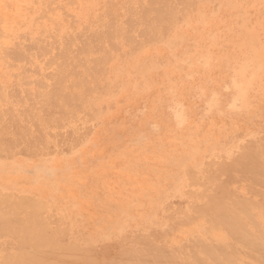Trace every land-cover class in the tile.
<instances>
[{"label": "rangeland", "instance_id": "obj_1", "mask_svg": "<svg viewBox=\"0 0 264 264\" xmlns=\"http://www.w3.org/2000/svg\"><path fill=\"white\" fill-rule=\"evenodd\" d=\"M3 1L5 3L0 2V14L2 13L0 15V19H2L0 22V48H2L0 49V111L3 109V112L6 113L9 107L11 112L9 114H12V117L13 115L18 117L19 120L24 119H20L18 116V112H22L23 109H25L23 111H26V109L33 110L31 114L44 116L49 114L50 117L54 115L53 119L57 121L56 123L59 129L55 127L56 124L52 122L51 118H48L47 121L49 122V126L53 125L54 128L51 127V129L47 126L48 123L46 124L47 128L39 127V123L33 119L30 120L31 124H29L30 122L28 123L29 119H27L26 124L28 123V125L24 121L22 123V121L18 120V128L24 130L20 129L22 132H26V130L28 132L30 130V133L32 131L31 127L34 128V131L30 135H27L28 140H31L30 137L32 139L34 138V140L27 141L26 138L19 140L14 145H1L3 148L5 147L4 149H8L4 150L0 147V151L3 150L6 152L1 151L0 153V194L4 192L6 193L4 195L10 194L9 196L15 195V197L24 196L25 198L33 200L44 211L45 214L40 211L43 213L41 217L44 220L50 216L49 214L54 212L48 219L50 221L48 227L51 230L55 226L61 229L65 227L64 230H68H65L67 233H65V241L77 240L80 246L86 247L90 251L92 250L91 253L96 260L98 258L99 260L109 257L113 258L110 255H114L115 257L121 250L126 249V246L129 248L128 242L123 243V239L128 238L130 240L133 237H142L145 242L147 240L151 244L148 242L147 246L151 247H147L143 242L145 245V247L144 245L142 246L144 250L152 248L154 245V248L156 246L161 247L159 249L163 252L174 250L172 252H177L176 254L178 256L181 257L182 255L184 258L190 254L189 250H192L191 253L193 254L196 248L192 243L195 244L197 241L196 246L201 242L202 246H208L213 250L217 248V252L220 251V254L222 249L226 253L230 251L232 258L235 256L233 258V264H260L261 261L264 264V254L260 255V253L254 252L253 249L250 250V248L241 247L239 243H237L238 245L235 244L234 239L232 240L229 237V234L224 228L222 230V227L220 228L214 224L211 225L212 223L209 217L197 212L196 206L198 208L202 207V202L194 194L200 191L196 186H193L194 184H192V187L190 186L191 181L202 185L206 184L203 176L206 179L208 168L213 166L208 164L211 162L210 160H212V163L218 164L222 158L223 163H228L231 161V158L240 156L245 146H248L245 148L246 150L249 148L250 151L257 152L259 161L264 164V138L262 137L264 136V118H261L264 117V0H171V4L174 3L175 6L171 5L173 10L171 9L168 23L166 24L165 22L160 27L155 26L149 29L148 32H144V25L138 21L137 14L135 15V11L137 13L141 10L137 9L136 6L138 5V8L140 6L142 8L147 0H106L107 3L105 5V0H72V2L71 0ZM33 1H35V5ZM68 1L69 3L66 5ZM117 1L118 3H116ZM7 3L9 4V13L6 11L7 7L4 8L5 6H3ZM123 3H127L128 5H123ZM113 4L114 6H112ZM129 5L134 10V12H131L128 9L129 12L133 13L131 15L126 10L128 7L130 8ZM180 5L182 8H180ZM2 6L4 9H2ZM9 6L13 9L11 10ZM120 6L124 9H120ZM186 8L187 11H185ZM59 9H62L61 12ZM179 10L180 12H178ZM3 11H6L5 14ZM42 11L45 12L42 13ZM210 11L212 15H210ZM7 13L11 17L10 21ZM38 13L40 16L37 15ZM41 15H43L42 19L39 18ZM97 15H100V18ZM127 15H130V17L128 18ZM125 16L127 17L126 20H130V18L131 20L126 21ZM12 17H14V22L12 21ZM36 18L37 20H35ZM107 18H110L108 20L112 26L107 25ZM113 21H115L114 25H119L121 22L122 26L119 25V27L122 30L118 26H114L112 24L114 23ZM116 21L119 22L117 23ZM169 22H172V24ZM69 23L71 24L70 26H68ZM97 26L100 27L97 29ZM84 28L86 29L85 31L80 30ZM105 29L106 33L109 29L111 38L103 41L107 42L105 44L101 42L98 44L93 43L94 48L88 60L92 61L96 59L99 61L100 57L106 58V54H108L106 58L107 63L104 62L106 59L102 60L101 58L100 63L102 62L105 65L102 63L100 66L98 65L99 63L97 65L92 64L96 67V70L98 67V71L92 69L93 66L91 65V67H88L92 69V72L90 70L88 71L90 73L88 76L92 78L85 77L81 88L82 90L75 91L76 93L72 92L76 94L74 97L77 98L83 91V95L81 93L79 96L82 98L78 97L81 101L77 98V101L70 102L65 110L48 109L43 112L44 102L41 103L42 101H39L41 100L40 95L53 88L55 83L54 77L57 75L58 66L61 68L70 65L66 60L59 59V50H61L62 45H65L70 38H77L75 40L76 42L74 41V46L71 48V53L73 56L78 55L82 44L88 40L90 31L101 30L102 32H100L103 33ZM112 32L115 33L112 34ZM136 32H142L144 35L143 40L141 39L143 36L138 37ZM138 34L141 36L140 33ZM151 34L155 36L153 37ZM19 35L23 37V40ZM82 35L85 36L82 37ZM126 36L129 39L132 38L133 42L137 43V45L127 43ZM24 37H26L25 41L28 42L24 41ZM116 37L118 38L116 39ZM33 38H39V41L43 40L40 44L35 39L41 47L45 44L44 48L33 49L32 44L35 42ZM120 38L126 41L124 42ZM60 39L64 44L60 43ZM119 39L121 43L118 42ZM56 40L59 46L53 43L54 46H57V50H52L54 46L50 43L53 41L56 42ZM45 42L49 44V47L46 46ZM251 42L253 43L251 44ZM123 43L125 47L122 45ZM16 44L20 45L16 46ZM110 45L111 47L114 45L112 49H110ZM23 46L39 53L37 54L35 52L36 54H34V51L27 52L29 50L24 48L29 55L30 53L32 54L30 57H26L28 54H24ZM98 47L103 49V54L98 53ZM4 48L9 50H4ZM18 48L20 49L18 50ZM49 48L51 49L49 50ZM260 48L263 52L260 51ZM1 50L3 51L1 52ZM10 50L14 53L15 51L16 53L19 51L20 56L24 54V57H22L24 62L21 63L18 57H12V53H9L8 57H6L5 52H11ZM75 50L77 51L75 52ZM95 50L97 51L95 52ZM3 53L5 54L2 55ZM25 57L27 58V63L24 65ZM251 57L253 60L250 59ZM254 58L257 61H254ZM39 60H42L43 63L49 61V68L46 69L48 65L45 66L43 64L45 67L42 69L43 66L40 65L42 62L40 63ZM17 61L19 64L16 63ZM56 63L59 64L57 67L54 66ZM64 63L67 64L64 66ZM9 64H12V69L10 67L7 68V66H10ZM250 64L253 65L248 66ZM71 65L72 71L75 67L77 68L74 70L76 74L77 72L78 74L80 72L81 74L83 73V68H78L79 66L77 64L72 63ZM146 65H149V67H146ZM258 65L259 67H257ZM19 66L20 68L23 67L22 70L19 69ZM33 67L34 70H32ZM69 67L66 68L67 71ZM88 68L86 69L88 70ZM154 68H157V70L155 69V71ZM23 69L32 70L31 73L33 75L27 73V71V74L24 73L25 71ZM52 70H54V74ZM147 70L149 71L148 73L146 72ZM142 71L147 74L142 73ZM49 72L53 74V78L50 77L51 75L46 77ZM44 73L47 74L45 75ZM35 74L38 75L36 76ZM20 77H23L24 83L33 81L32 85H30L31 83L26 84V87L21 86L22 84L19 85L22 82ZM48 78L53 80L50 81ZM88 78L90 79L89 81ZM69 81L70 79H67L65 85ZM35 82H38V84H35ZM10 85H13L15 89ZM33 85H39L40 92ZM11 90L16 91L11 92ZM65 93H67V90ZM6 95L9 96L5 97ZM34 98H36L35 100L39 99L37 103H34ZM1 101L4 102V105ZM29 103L30 105L32 103L31 107ZM40 103L43 104V107L41 106L43 110L40 108L39 111L38 107H40ZM75 104H77V108H74ZM68 108L69 110H67ZM69 112L73 114L72 117L68 115ZM64 114H67L65 116L68 118H65ZM85 114L87 116L89 115L90 118L88 117L89 119H87ZM44 116L41 117L45 118ZM62 116L66 119H63L65 122H62ZM69 116L71 117L70 119H73L72 121L69 119ZM24 120L26 121V118ZM3 121L7 122V119L4 117ZM8 123H11V125L9 126ZM5 126L12 127V122H7ZM61 126L63 129L61 128L60 130ZM36 130H39V135L40 137L42 136L40 139L39 135H36L38 134ZM33 133L38 138H35L32 135ZM54 133L58 137L54 136ZM68 134L70 135V139H66L69 136ZM71 137L75 138V140L78 139L77 137L79 139L75 141L71 140ZM260 138H262L261 141L259 140ZM42 139L44 142H42ZM256 140L257 142L255 143ZM41 142L43 145H40ZM56 143L57 145H55ZM250 143L253 145H250ZM22 144L26 145V149H22ZM28 146L31 147L29 151H33V153H30L31 155H27L29 154ZM33 146L37 148V151L34 150L35 148ZM50 146L51 148H49ZM17 152L20 153L17 154ZM214 155L218 158H214ZM186 171H192L194 173L191 172L192 174H189ZM189 175L191 176L189 177ZM235 175L233 173L232 179L227 183L228 195L230 194V197L227 196V198L232 199L228 202H249L250 209L247 210L249 214H246L252 217V221L251 219L247 221L249 218L247 215V219L244 217V230L245 232L247 230L251 236H257V231L260 229L259 233H263L262 235L264 236V202L261 203L264 201V192H262L264 185L254 183L253 180L247 179L250 177L248 175H246L247 177H239L236 175L238 178ZM216 177H219L217 180H221V182L225 178L224 176ZM187 180L190 182H187ZM235 182L238 183L236 184ZM188 184L190 185L188 186ZM261 186L262 189H260ZM252 187L254 191L258 188L261 192L259 195L263 196V198L257 195L260 197L258 199L256 196V194L260 193H257L258 190L252 192V196L250 194ZM231 194L233 195L231 196ZM239 196L240 198H238ZM193 197L194 199H192ZM237 198L238 200L236 201ZM261 198L262 200H260ZM259 200L261 201L260 203H258ZM168 201L169 204L167 203ZM181 201L186 202V204ZM178 202L182 204L179 205ZM194 205H196L195 208ZM187 206H190L192 209L187 208ZM261 207L263 210H259ZM161 208L163 211L166 209V211L163 212ZM173 211L174 213H172ZM182 213L187 218L190 216L189 220L187 218L185 219ZM62 217L65 220H62ZM205 218L207 222L204 220ZM52 220L57 222L56 225ZM59 220L61 222L60 225ZM45 221L48 222L47 219ZM177 222H180V226L182 223L185 226H177ZM64 223L67 224L64 225ZM175 223L177 224L174 225ZM256 228L259 229L256 230ZM77 230L80 232H77ZM221 231L222 234L220 233ZM73 232L75 234L72 235ZM150 232L154 234L150 236ZM153 235L156 237L153 238ZM8 243H0V254L8 251L12 247V243L10 241ZM115 244L117 246L119 245V247ZM182 244L184 248L181 246ZM180 246L183 249H180ZM228 246H232L231 249L233 251L237 249L234 251L235 254H232L230 249L228 250L230 248ZM164 248L165 250H162ZM188 248L190 249L188 250ZM157 250L153 249L154 252H157ZM243 252L248 256H252L254 259L252 258L253 260L249 261L251 258ZM237 253L244 258L242 256L240 257ZM197 256L201 258L204 264H212L205 255L203 256V254L198 252ZM245 257H248V259H245ZM258 260L260 263H258Z\"/></svg>", "mask_w": 264, "mask_h": 264}, {"label": "bare ground", "instance_id": "obj_2", "mask_svg": "<svg viewBox=\"0 0 264 264\" xmlns=\"http://www.w3.org/2000/svg\"><path fill=\"white\" fill-rule=\"evenodd\" d=\"M4 2L3 0H0V2ZM55 1V0H54ZM57 1V0H56ZM67 1V0H66ZM124 1V0H123ZM126 1V0H125ZM146 1V0H145ZM40 2V1H39ZM49 2H51V1H49ZM53 2V1H52ZM62 2V1H61ZM64 2V1H63ZM71 2H72V0H71ZM172 2H174V1H172ZM192 2V1H191ZM5 3V2H4ZM35 3V1H33V4ZM60 3V2H59ZM67 3H69V1L68 2H66V5H67ZM105 3H107V1L105 0V2H104V5H105ZM116 3H118V1L116 2ZM1 4V3H0ZM11 4V3H10ZM74 4V3H73ZM109 4V3H108ZM107 4V5H108ZM124 4H127V3H123V5ZM135 4V3H134ZM179 4V3H178ZM193 4V3H192ZM7 5V6H6ZM6 5H3V6H5L4 8H6L7 7V9H6V11L8 12L9 10H8V3L6 4ZM35 5V4H34ZM52 5V4H51ZM64 5V4H63ZM117 5H119V4H117ZM128 5V4H127ZM126 5V6H127ZM135 5H137V4H135ZM171 5L172 6H175L174 5V3L173 4H171V0H147L146 1V4L142 7V8H138V5L136 6L137 7V9H141V10H137L138 12L136 13V11H135V15H136V17L138 18V21L139 22H141L143 25H144V32H148V30L149 29H151V28H153V27H155V26H158V27H160L163 23H165L166 22V24L168 23V21L170 20V18H169V15H170V12H171ZM1 6V5H0ZM3 6H2V9H4L3 8ZM11 6H13L12 4H11ZM15 6V5H14ZM17 6V5H16ZM56 6V5H55ZM54 6V7H55ZM60 6V5H59ZM69 6H71V5H69ZM110 6H111V1H110ZM112 6H114V4L112 5ZM122 6V5H121ZM120 6V7H121ZM130 6V5H129ZM179 6V5H178ZM181 6V5H180ZM219 6V5H218ZM20 7V6H19ZM23 7V6H22ZM44 7H46V6H44ZM61 7V6H60ZM255 7V6H254ZM1 8V7H0ZM9 8H11L10 6H9ZM127 8V7H126ZM135 8V7H134ZM180 8H182V6L180 7ZM214 8V7H213ZM13 8H11V10H12ZM15 9V8H14ZM38 9V8H37ZM44 9H46V8H44ZM57 9H58V7H57ZM63 9V8H62ZM62 9H59L60 10V12H61V10ZM120 9H124L123 7H121ZM128 9H130V11L131 12H134V10L131 8V6H130V8L128 7L126 10H128ZM211 9V8H210ZM48 10V9H47ZM135 10H136V8H135ZM173 10V9H172ZM182 11H183V9H181ZM216 10H217V8H216ZM220 10V9H219ZM218 10V11H219ZM1 11V10H0ZM5 11V12H6ZM41 11V10H40ZM185 11H187V8L185 9ZM191 11V10H190ZM4 12V11H3ZM5 12H4V14H5ZM45 12V11H44ZM43 11H42V13H44ZM127 12V11H126ZM131 12H129V10H128V13L131 15V14H133V13H131ZM178 12H180V10L178 11ZM178 12H177V14H178ZM194 12V11H193ZM207 12V11H206ZM9 13V12H8ZM8 13H7V15H8ZM12 13V12H11ZM186 13V12H185ZM2 14V13H1ZM0 14V15H1ZM4 14H3V19H4ZM123 15H124V13H122ZM18 15H20V14H18ZM38 16H40V14L38 13L37 14ZM44 15V14H43ZM43 15H41V17H39L40 19H42V16ZM46 15H48L47 13H46ZM61 15H62V13H61ZM60 15V16H61ZM88 15H90V14H88ZM121 15V14H120ZM130 15L128 16L127 15V17L129 18L130 17ZM135 15H133V16H135ZM210 15H212L211 14V11H210ZM45 16V15H44ZM51 16V15H50ZM63 16V15H62ZM106 16H107V14H106ZM195 16H197V15H195ZM7 17V16H6ZM5 17V18H6ZM8 19H9V21H10V19H11V17L8 15ZM66 17H68L67 15H66ZM65 17V18H66ZM72 17V16H71ZM97 17H99L100 18V15L98 16L97 15ZM126 16H125V20H126V18H127ZM135 17V18H136ZM209 17V16H208ZM212 17V16H211ZM259 17V16H258ZM13 18L14 17H12V21H13ZM61 18V17H60ZM70 18V17H69ZM112 18V17H111ZM134 18V17H133ZM168 18H169V20H168ZM7 19V18H6ZM34 19V18H33ZM40 19H38V20H40ZM44 19H45V17H44ZM95 19V18H94ZM105 19H106V17H105ZM108 19H110V18H107V20H106V23H107V25H109V26H112V25H110L109 24V20ZM184 19V18H183ZM182 19V20H183ZM253 19V18H252ZM15 20V19H14ZM35 20H37V18L35 19ZM46 20H47V18H46ZM63 20V19H62ZM96 20V19H95ZM130 20H131V18H130ZM130 20H126V21H130ZM251 20V19H250ZM2 21V19H0V22ZM4 21H6V20H4ZM19 21V20H18ZM33 21V20H32ZM31 21V22H32ZM64 21V20H63ZM112 21V20H111ZM185 21V20H184ZM252 21V20H251ZM14 22V21H13ZM34 22V21H33ZM47 22H48V20H47ZM51 22V21H50ZM88 22V21H87ZM114 23H112L113 25L115 24V21H113ZM117 23L119 22V21H116ZM178 22V21H177ZM16 23V22H15ZM36 23V22H35ZM73 23V22H72ZM116 23V24H117ZM129 23V22H128ZM169 23H171L172 24V22H169ZM180 23V22H179ZM258 23V22H257ZM38 24V23H37ZM75 24V23H74ZM32 25V24H31ZM47 25V24H46ZM71 24L69 23V25L68 26H70ZM120 26H122V23L120 22V24H119ZM119 25H114V26H118L119 27ZM170 25V24H169ZM247 26V25H246ZM40 27V26H39ZM98 27H100V26H97V29H98ZM105 28V27H104ZM174 28V27H173ZM248 28V27H247ZM13 29V28H12ZM70 29V28H69ZM107 29V28H106ZM106 29H105V32H103V33H101L100 31H96V30H94V31H90V35H88L89 36V38H88V40L87 41H85L83 44H82V46H81V48H80V53L78 52V55H75V56H73L72 55V53H71V48L74 46V41L75 40H77V38H75V37H73V38H70V39H68L67 40V42L65 43V45H62V48H61V50H59L60 51V57H59V59H61V60H66L67 61V63L68 64H77L79 67L78 68H83V73L81 74V72H80V74H78V72H77V74L75 73V71L74 70H76L77 68L75 67V69L72 71V67L70 66V65H66L67 63H64V66L66 65V67H59L58 65L59 64H53L54 66H58V68H57V75L54 77V86H53V88L50 90V91H47V92H44V93H42V95H40V99L41 100H39L38 98V100L39 101H42L41 103H43L44 102V110L41 108V106L43 107V104H41L40 105V107H38V110L41 108L42 110H43V112H45V110H48V109H59V110H65V108L69 105V103L70 102H74V101H77L76 99L81 95V93H82V95H83V91L80 93V95L77 97V98H75L74 97V95H76L75 93V91H80V89L82 88V86H83V83H84V81H85V77H89L88 76V74H90V73H88V71L90 70L91 72H92V69H95L96 67H94L93 65L95 64V65H97L98 63V65L100 66V65H102L101 63H100V59L102 58V60L103 59H106L108 56V54H106V58H104V57H100L99 56V54H98V56L100 57L99 58V61L98 60H88V57H89V55H91V53H92V50H93V48H94V46H93V43H96V44H98V43H107V42H103V41H106V40H108V39H110L111 38V32L109 31V29H108V32L106 33ZM119 29L120 30H122L121 29V27H119ZM53 30V29H52ZM81 31L82 30H86L85 28L84 29H80ZM124 30H125V28H124ZM129 30H130V28H129ZM169 30V29H168ZM54 31V30H53ZM125 31H127L128 32V30H125ZM131 31V30H130ZM129 31V32H130ZM110 32V33H109ZM118 32V31H117ZM133 32H135V31H133ZM171 32V31H170ZM32 33V32H31ZM67 33V32H66ZM66 33H64V34H66ZM73 33V32H72ZM83 34H84V32H82ZM81 33V34H82ZM113 33H115V32H112V34ZM131 33V32H130ZM137 33V35H138V37H142L141 39L143 40V38H144V35L142 34V32H136ZM138 33H140L141 34V36L138 34ZM150 33H152L151 31H150ZM39 34V33H38ZM80 34V33H79ZM134 34V33H133ZM155 34V33H154ZM158 34V33H157ZM160 34V33H159ZM173 34V33H172ZM178 34V33H177ZM243 34V33H242ZM145 35H146V33H145ZM151 35H153V34H151ZM166 35V34H165ZM244 36H245V34H243ZM27 36V35H26ZM74 36H76V35H74ZM85 36V35H84ZM83 35H82V37H84ZM87 36V35H86ZM148 36V35H147ZM155 35H153V37H154ZM160 36H162V35H160ZM168 36V35H167ZM179 36V35H178ZM253 36V35H252ZM251 36V37H252ZM255 36V35H254ZM264 36V35H263ZM17 37H18V35H17ZM16 37V38H17ZM19 37L22 39L23 37L21 36V35H19ZM49 38H50V36H48ZM52 37V36H51ZM77 37V36H76ZM113 37H115L114 35H113ZM136 37V36H135ZM137 37V38H138ZM149 37V36H148ZM147 37V38H148ZM151 37V36H150ZM186 37V36H185ZM1 38H4V37H1ZM20 38H18V39H20ZM26 37H24V41L26 40L25 39ZM43 38H46V37H43ZM58 38H60V37H58ZM63 38V37H62ZM118 37H116V39H117ZM123 38H125V37H123ZM126 38H127V36H126ZM125 38V39H126ZM168 38V37H167ZM166 38V39H167ZM179 38V37H178ZM239 38H241V36H239ZM250 38V37H249ZM253 38V37H252ZM5 39V38H4ZM18 39H17V41H18ZM35 39L36 38H33V40L35 41ZM39 38H37L36 39V41L38 40ZM51 39V38H50ZM79 39V38H78ZM121 40H124V42L127 40V43H134V45L136 44L137 45V43H135V42H133V39H132V41H131V39H129V38H127L126 40L125 39H122V38H120ZM119 39V41L118 42H120L121 40ZM131 41H129V40ZM151 39H152V37H151ZM150 39V40H151ZM193 39V38H192ZM245 39H247V38H245ZM23 40V39H22ZM157 40V39H156ZM182 40V39H181ZM180 40V41H181ZM189 40V39H188ZM250 40H251V38H250ZM256 40V39H255ZM9 41H11V40H9ZM34 42L33 44H32V46H33V49H35V48H37V49H42V47L44 48V45L41 47V43L43 42V40H38L39 41V43L40 44H38L37 42ZM116 41V40H115ZM129 41V42H128ZM139 41V40H138ZM152 41V40H151ZM169 41V40H168ZM167 41V42H168ZM171 41V40H170ZM182 41H184V40H182ZM258 41V40H257ZM25 42H28V41H25ZM33 42V41H32ZM76 42V41H75ZM78 42V41H77ZM123 42V41H122ZM137 42V41H136ZM147 42V41H146ZM161 42H162V40H161ZM185 42V41H184ZM253 42H255V41H253ZM253 42H251V44L253 43ZM261 42V41H260ZM264 42V41H263ZM18 43V42H17ZM46 43V46L47 47H49V44L47 43V42H45ZM53 43H55L56 45H58L57 44V40H56V42L55 41H53V42H51L50 44H53ZM60 43L61 44H64V42L62 43V41H61V39H60ZM121 43V42H120ZM140 43V42H139ZM172 43V42H171ZM247 43V42H246ZM250 43V42H249ZM6 44V43H5ZM77 44H79V43H77ZM126 44V43H125ZM146 44V43H145ZM151 44V43H150ZM154 44H155V41H154ZM158 44V43H157ZM15 45V44H14ZM13 45V46H14ZM18 45H20V44H18ZM17 44H16V46H18ZM55 45V46H56ZM124 47H125V45H124V43L122 44ZM129 45V44H128ZM142 45V44H141ZM163 45V44H162ZM217 45H218V43H217ZM235 45V44H234ZM254 45V44H253ZM256 45V44H255ZM15 46V47H16ZM53 46H54V44H53ZM54 46V48H52V46L50 45V47L52 48V50L53 49H55V50H57V46L55 47ZM59 46V45H58ZM114 45H112V47H113ZM131 46V45H130ZM178 46V45H177ZM187 46V45H186ZM245 46H246V44H245ZM257 46V45H256ZM15 47H14V49H15ZM106 47H107V45H106ZM109 47H111V45L109 46ZM112 47L110 48V49H112ZM132 47V46H131ZM130 47V48H131ZM165 47H166V45H165ZM182 47V46H181ZM180 47V48H181ZM244 47V46H243ZM250 47V46H249ZM258 47V46H257ZM22 48V47H21ZM25 47L23 46V49H24ZM46 48V47H45ZM51 48H49V50L51 49ZM173 48V47H172ZM175 48V47H174ZM254 48V47H253ZM0 49H2V48H0ZM17 49V48H16ZM20 48H18V50H19ZM22 49V50H23ZM25 49H27V48H25ZM24 49V54H28L27 52H30V51H34V50H30L29 48L27 49V50H29V51H27L26 52V50ZM75 49H77V48H75ZM98 50H99V52L98 53H100V54H103V49L101 48V47H98L97 48ZM109 48H108V50H110ZM255 49H256V47H255ZM4 50H9V49H5L4 48ZM13 50V49H12ZM36 50V49H35ZM77 50H79V49H77ZM77 50H75V52L77 51ZM139 50H140V48H139ZM248 50V49H247ZM251 50V49H250ZM3 50H1V52H2ZM11 51V50H10ZM14 51V50H13ZM13 51H11V52H5L6 53V57H8V55H9V53H12L13 55H12V57L14 56V57H18V58H20V61H21V63L22 62H24L23 61V59H22V57H24L22 54H21V56H20V52L18 51L17 53L19 54H17L16 53V51H15V53L13 52ZM97 50H95V52H96ZM137 51V50H136ZM238 51V50H237ZM249 51V50H248ZM252 51V50H251ZM260 51H261V48H260ZM264 51V50H263ZM263 51H261V52H263ZM38 54L39 52H37V51H34V54H36V53ZM57 52V51H56ZM118 52V51H117ZM139 52V51H138ZM253 52V51H252ZM5 53H3L2 55H4ZM47 53H50V52H47ZM94 53V52H93ZM44 54H45V51H44ZM96 54V53H95ZM11 55V54H10ZM30 55H32L31 53H30ZM30 55L28 54V55H26V57H30ZM46 55V54H45ZM105 55V54H104ZM119 55V54H118ZM117 55V56H118ZM94 56V55H93ZM120 56V55H119ZM131 56V55H130ZM253 56V55H252ZM261 57H262V55H260ZM25 57V63H24V65L27 63L26 61H27V58ZM120 57H122V56H120ZM129 57V56H128ZM245 57V56H244ZM255 57H256V55H255ZM260 57V58H261ZM10 58H11V56H10ZM31 58H32V56H31ZM37 59H40V58H37ZM36 59V60H37ZM147 59V58H146ZM151 59V58H150ZM250 59H252V57L250 58ZM262 59V58H261ZM32 60V59H31ZM47 60V59H46ZM101 60V61H102ZM119 60V59H118ZM157 60V59H156ZM253 60V59H252ZM252 60H251V62H252ZM256 59L254 58V61H255ZM264 60V59H263ZM19 61V62H20ZM30 61V60H29ZM40 61V60H39ZM39 61H37V62H39ZM109 61V60H108ZM144 61V60H143ZM152 61V60H151ZM160 61V60H159ZM257 61V60H256ZM4 62V61H3ZM11 62V61H10ZM42 62V60L40 61V63ZM104 62H106L107 63V59L104 61ZM145 62V61H144ZM148 62H150V61H148ZM201 62H203V61H201ZM250 62V63H251ZM5 63V62H4ZM13 63V62H12ZM17 64H19L18 63V61L16 62ZM30 63V62H29ZM39 63V64H40ZM50 62L49 61H45V63H43L42 62V64H40V65H42L43 66V68L42 69H44V67L46 66V65H48ZM59 63H61V62H59ZM152 63V62H151ZM161 63V62H160ZM198 63H200V62H198ZM249 63V62H248ZM254 63V62H253ZM261 63V62H260ZM45 66H44V65ZM93 64V65H92ZM201 64V63H200ZM205 64V63H204ZM203 64V65H204ZM245 64V63H244ZM10 65V64H9ZM23 65V66H24ZM31 65V64H30ZM61 65V64H60ZM93 66L92 67V69H90V68H88L89 66ZM103 65H105V64H103ZM139 65H141V64H139ZM138 65V66H139ZM150 65V64H149ZM149 65H146V67H149ZM251 65H253V64H250V65H248V66H251ZM49 66L50 65H48V66H46V69L47 68H49ZM52 66V65H51ZM62 66V65H61ZM71 67V69H70V67ZM90 66V67H91ZM136 66V65H135ZM142 66V65H141ZM240 66V65H239ZM243 66V65H242ZM247 66V67H248ZM264 66V65H263ZM8 67H10L11 69L13 68V66H12V64L10 65V66H7V68ZM67 67H69L68 68V71L66 70V68ZM257 67H259V65L257 66ZM2 68V67H1ZM23 68V67H22ZM22 68H20V66H19V69H21L22 70ZM55 68V67H54ZM86 68H88V70L86 69ZM100 68V67H99ZM123 68V67H122ZM136 68V67H135ZM139 68H140V66H139ZM138 68V69H139ZM144 68H145V66H144ZM238 68H240V67H238ZM242 68V67H241ZM26 69V68H25ZM25 69H23L25 72L24 73H26V71H27V73H31L32 72V70H34V67H33V69L31 70V71H29V70H25ZM46 69H45V71H46ZM60 69V70H59ZM143 69V68H142ZM157 70V68H154V70ZM243 69V68H242ZM35 70H36V67H35ZM70 70V71H69ZM96 70V69H95ZM130 70V69H129ZM135 70H137V69H135ZM144 70V69H143ZM149 70V69H148ZM146 71L147 73L149 72V71ZM151 70V69H150ZM155 70V71H156ZM256 70V69H255ZM259 70V69H258ZM262 70V69H261ZM16 71V70H15ZM37 71V70H36ZM36 71H33V72H35V73H37ZM51 71V70H50ZM54 70H52V72H53ZM72 71V72H71ZM81 71V70H80ZM96 71H98V67H97V70ZM100 71V70H99ZM145 71V70H144ZM144 71H142V73H144ZM43 72V71H42ZM56 72V71H55ZM59 72V73H58ZM119 72V71H118ZM241 72V71H240ZM253 72V71H252ZM254 72H256V71H254ZM8 73H9V71H8ZM26 73V74H27ZM50 73V74H49ZM48 73V76L46 75L47 73H44L45 75H46V77H49L50 75V77H52L53 78V74H54V72H53V74L51 73V72H49ZM94 73H97V72H94ZM128 73V72H127ZM138 73H140V71H138ZM141 73V74H142ZM147 73H144V74H147ZM199 73V72H198ZM25 74V75H26ZM32 74V73H31ZM41 74V73H40ZM100 74H101V72H100ZM105 74V73H104ZM158 74V73H157ZM242 74H243V71H242ZM252 74V73H251ZM258 74V73H257ZM20 75H22V74H20ZM33 75V74H32ZM36 75V74H35ZM38 75V74H37ZM36 75V76H37ZM94 75V74H93ZM96 75V74H95ZM98 75H99V72H98ZM101 75H103V74H101ZM100 75V76H101ZM134 75H136V74H134ZM234 75H236V74H234ZM40 76V75H39ZM38 76V77H39ZM243 76V75H242ZM254 76V75H253ZM18 77H19V75H18ZM26 77V76H25ZM97 77V76H96ZM99 77V76H98ZM16 78V77H15ZM41 78V77H40ZM90 79L92 78V77H89ZM88 78V81L90 80ZM239 78V77H238ZM254 78V77H253ZM261 78V77H260ZM20 79L22 80V82L21 83H19V85L20 84H22L21 86H24V87H26V84L28 85L29 83H31L30 85H32V83H33V81L32 82H23L24 80H23V77H20ZM19 79V80H20ZM49 80H50V78H48ZM67 79H70V81H69V83L67 84V85H65V82H66V80ZM104 79V78H103ZM243 79V78H242ZM255 79V78H254ZM14 80V79H13ZM53 80V79H52ZM52 80H50V81H52ZM97 80V79H96ZM99 80V79H98ZM256 80V79H255ZM87 81V82H88ZM94 81H95V79H94ZM102 81V80H101ZM245 81V80H244ZM248 81V80H247ZM246 81V83H248ZM254 81V80H253ZM11 82V81H10ZM14 82H15V80H14ZM91 82L93 83V81L91 80ZM90 82V83H91ZM103 82V81H102ZM89 83V82H88ZM9 84H11V83H9ZM35 84H38V82L36 83L35 82ZM34 84V85H35ZM93 84H95V82L93 83ZM102 85H103V83H101ZM252 84V83H251ZM33 85V86H34ZM40 85V84H39ZM39 85H36V86H34V87H37L38 89H36V90H39L38 92H40V87H38ZM10 86H13V85H10ZM15 86H17V85H15ZM93 86V85H92ZM91 86V87H92ZM97 86V85H96ZM104 86H106V85H104ZM108 86V85H107ZM115 87V86H114ZM13 88H14V86H13ZM111 88H112V86H111ZM116 88V87H115ZM10 89H11V87H10ZM10 89H9V91H10ZM15 89V88H14ZM95 89V88H94ZM104 89V88H103ZM106 89V88H105ZM32 90H34V89H32ZM35 90V91H36ZM44 90V89H43ZM67 90V93H65V91ZM82 90V89H81ZM101 90H102V87H101ZM108 90V89H107ZM3 91V90H2ZM14 92V91H16V90H11V92ZM113 91H114V89H113ZM116 91V90H115ZM247 91V90H246ZM72 92H75L74 94L72 93ZM95 92V91H94ZM108 92V91H107ZM22 93V92H21ZM85 93H87V92H85ZM84 93V94H85ZM112 93V92H111ZM237 93V92H236ZM7 94V93H6ZM13 94V93H12ZM23 94V93H22ZM78 94V93H77ZM103 94H104V92H103ZM152 94V93H151ZM150 94V95H151ZM4 95V94H3ZM31 95V94H30ZM98 95H99V93H98ZM105 95V94H104ZM7 96H9V95H6L5 97H7ZM86 96V95H85ZM84 97V96H83ZM87 97V96H86ZM89 97V96H88ZM79 98H82V97H79ZM79 98H78V100H79ZM36 98H34V103L36 102L37 103V101L38 100H35ZM93 99V98H92ZM245 99V98H244ZM95 100V99H94ZM15 101V100H14ZM32 101V100H31ZM79 101H81V100H79ZM235 101V100H234ZM238 101V100H237ZM2 102V104L4 103L3 101H1ZM7 102V101H6ZM10 103H11V101H9ZM24 102V101H23ZM84 102V101H83ZM213 102V101H212ZM240 102V101H239ZM9 103V104H10ZM13 103V102H12ZM15 103H17L16 101H15ZM238 103V102H237ZM243 103V102H242ZM83 104V103H82ZM236 104V103H235ZM4 105V104H3ZM7 105V104H6ZM17 105V104H16ZM20 105V104H19ZM27 106H29L30 105V103H29V105L28 104H26ZM34 105V104H33ZM72 105V104H71ZM77 104H75L74 106V108H77V106H76ZM79 105V104H78ZM85 105V104H84ZM32 106V103H31V105H30V107ZM239 106V105H238ZM6 107V106H5ZM13 107H14V105H13ZM102 107V106H101ZM241 107V106H240ZM264 107V106H263ZM262 107V108H263ZM7 108V107H6ZM18 108H19V106H18ZM17 108V109H18ZM70 108V107H69ZM69 108L67 109V110H69ZM74 108H71V109H74ZM89 108H90V106H89ZM261 108V107H260ZM33 109H34V107H33ZM82 109V108H81ZM86 109V108H85ZM102 109V108H101ZM211 109V108H210ZM5 110V109H4ZM7 110V109H6ZM9 110V111H8ZM8 110L6 111V113L5 112H3V109H2V111H0V147H2V146H4V145H14L16 142H18L19 140H24V139H26L27 141H33L34 140V138L32 139L31 137H30V139L31 140H28V137H27V135L29 134H31V132H33L34 131V128H32L31 127V129H32V131L29 133V131L27 132V130H26V132H22L21 130H23V129H21V128H18V120H19V118L18 117H15L14 115H13V117H12V114L10 115L9 113H11L10 112V108L8 107ZM23 110H25V109H23ZM22 110V112L20 111V112H18L19 113V117H20V119H22V118H26V121L23 119V120H19V121H22V123H23V121L25 122V124H26V122H27V119H29V121H28V123L30 122V120L31 119H33V120H36L39 124V127H50V129H51V127H53V125L52 126H49V122H47L48 121V118L50 119L51 118V120H52V122H55V127H57V121H55V119H53V116H49V114H45L46 116H44V115H38V114H31L32 112H33V110L32 111H30V110H27L26 109V111H23ZM41 110V111H42ZM75 110V109H74ZM91 110V109H90ZM235 110V109H234ZM239 110V109H238ZM237 110V111H238ZM13 111V110H12ZM16 111H18V110H16ZM35 111H36V108H35ZM40 111V110H39ZM70 111H72V110H70ZM102 111V110H101ZM240 111V110H239ZM51 112V111H50ZM49 112V113H50ZM73 112V111H72ZM103 112V111H102ZM235 112V111H234ZM264 112V111H263ZM70 113V112H69ZM68 113V115H70L71 117L73 116V114L72 113H70L69 114ZM82 113V112H81ZM236 113V112H235ZM62 114V113H61ZM60 114V115H61ZM77 114H78V111H77ZM80 114V113H79ZM102 114V113H101ZM65 115H67V114H64V116ZM257 115V114H256ZM264 115V114H263ZM263 115H261V116H263ZM44 116L45 118H42V117ZM64 116H62V122L64 121L65 122V118H68V117H66L65 116V118H64ZM69 116V119L71 118ZM85 116H87V114H85ZM4 117L7 119V122H12V127H6L5 125L7 124V122L5 121H3V119H4ZM59 117V116H58ZM57 117V118H58ZM89 117V115L87 116V119H89L88 118ZM95 117V116H94ZM234 117V116H233ZM56 118V119H57ZM74 118H76V117H74ZM80 118H81V116H80ZM261 118H264V117H261ZM47 119V120H46ZM63 119H65V120H63ZM82 119V118H81ZM71 121L73 120V119H70ZM234 120H236V119H234ZM261 120V119H260ZM259 120V121H260ZM50 121V120H49ZM60 122V121H59ZM70 122V121H69ZM74 122V121H73ZM243 122V121H242ZM28 123L26 124V125H28ZM48 123V125L46 126V124ZM72 123V122H71ZM244 123V122H243ZM9 124V123H8ZM29 124H31V122L29 123ZM51 124H54V123H51ZM50 124V125H51ZM65 124V123H64ZM66 124H68V123H66ZM88 124V123H87ZM86 124V125H87ZM254 124V123H253ZM11 125V123L9 124V126ZM23 125V124H22ZM256 125V124H255ZM8 126V125H7ZM30 126H32V125H30ZM63 126V125H62ZM62 126L60 127V130H61V128H62ZM65 126V125H64ZM78 126V125H77ZM257 126V125H256ZM47 127V128H48ZM66 127V126H65ZM89 127V126H88ZM259 127V126H258ZM54 128V127H53ZM53 128H52V130H53ZM21 129V130H20ZM35 129H36V127H35ZM45 129V128H44ZM57 129H59V127H57ZM63 129V128H62ZM68 129V128H67ZM56 130V129H55ZM24 131V130H23ZM37 131V130H36ZM35 131V132H36ZM39 131V130H38ZM36 132V133H38V134H36V135H39V132ZM41 131V130H40ZM227 131V130H226ZM255 131V130H254ZM47 132H48V130H47ZM260 132H263V131H260ZM49 133V132H48ZM55 133H57V132H55ZM54 133V136H56V134ZM90 133V132H89ZM57 134H59V133H57ZM237 134V133H236ZM235 134V135H236ZM260 134H263V133H260ZM26 135V136H25ZM34 137H35V133H33L32 134ZM49 135V134H48ZM60 135V134H59ZM62 135V134H61ZM69 135V134H68ZM82 135V134H81ZM242 135V134H241ZM50 136H51V134H50ZM73 136V135H72ZM79 136V135H78ZM85 136H88V135H85ZM262 136V135H261ZM37 138H38V136H36ZM35 137V138H36ZM42 137V136H41ZM40 137V135H39V139L41 138ZM56 137H58V135L56 136ZM65 137V136H64ZM69 137V138H68ZM263 138H264V136H262ZM48 138V137H47ZM73 137H71V140H75V138H73ZM78 139H79V137H77ZM241 138V137H240ZM39 139H38V141H39ZM43 139H45V138H43ZM43 139H42V142H44L43 141ZM49 139V138H48ZM61 139H62V136H61ZM66 139H70V135L69 136H67L66 137ZM77 139V140H78ZM83 139H85L84 137H83ZM261 139L262 138H260L259 140L261 141ZM59 140H60V136H59ZM77 140H75V141H77ZM85 141V140H84ZM259 141V142H260ZM42 142L40 143V145L42 144ZM71 142V141H70ZM246 142V141H245ZM247 142H249V141H247ZM257 142V140L255 141V143ZM253 143V142H252ZM2 144H4V145H2ZM38 144V143H37ZM52 144V143H51ZM60 144V143H59ZM62 144V143H61ZM80 144V143H79ZM81 144H82V142H81ZM227 144V143H226ZM249 144V143H248ZM2 145V146H1ZM20 145V144H19ZM23 146H22V149L23 148H25L26 149V145L25 144H22ZM35 146H36V144H34ZM43 145V144H42ZM50 145V144H49ZM48 145V146H49ZM55 145H57V143L55 144ZM78 145V144H77ZM77 145H75V146H77ZM225 145V144H224ZM250 145H253V144H251L250 143ZM35 146H33L34 148H35ZM255 146V145H254ZM260 146H262V145H260ZM32 147V148H33ZM57 147V146H56ZM70 147H72V146H70ZM242 148H243V146H241ZM248 147V146H247ZM246 146H245V148H247ZM251 147V146H250ZM3 148V147H2ZM5 148V147H4ZM3 148V149H4ZM28 148V151H29V148L31 149V147H27ZM42 148V147H41ZM49 148H51V146L49 147ZM54 148H55V146H54ZM76 148V147H75ZM201 148V147H200ZM240 148V147H239ZM242 148H240V149H242ZM245 148H243L242 149V154L240 155V156H235L233 159L231 158L230 160V162H226V163H223L222 162V158L219 160V163L218 164H214V162L212 163V160H210L211 162H209L208 164H211V165H213V166H211V167H207L208 168V173H207V170H206V173H207V176H206V179H205V176H203L204 177V180H206V184L204 185H202V184H198V183H194V182H190L189 180H187V182H190L191 183V185L190 184H188V186L190 185L191 187H192V184H194L193 186L195 187H197L198 188V190L200 191L199 193H197V194H194V196L196 197V198H198V199H200L201 200V202H202V207H200V208H198V206H196V205H194V208H195V206L197 207V212L198 213H200V214H202V215H206L207 217H209L210 218V220H211V225H216V226H218V227H222V230H223V228H224V230L229 234V237L233 240L234 239V241L236 242L235 244H237V243H239V244H241L240 246L241 247H243L244 246V248L245 247H247V248H250V250L251 249H253L254 250V252H256V253H260V255L261 254H264V236L262 235L263 233H259V231H260V229L259 228H256V230H258L259 229V231H257V236H251V235H249V233L247 232V230H246V232H245V226H244V217L247 219V214H249L248 212H247V210L248 209H250V207H249V202H245V203H236L235 201L233 202V203H230V202H228L229 200H232V199H229V198H227V196H229L230 197V194L228 195V192L229 191H227V183H229V180H231L232 179V174L233 173H235L236 175H238L239 177H241V176H246V175H248V177L249 178H247V179H250V180H253V182L254 183H261V184H263L264 185V164H262L260 161H259V159H258V153L257 152H254V151H250L249 150V148H248V150H246ZM255 148V147H254ZM6 149H8V148H6ZM6 149H4V150H6ZM11 149H12V147H11ZM21 149V148H20ZM22 149H21V151H22ZM56 149V148H55ZM60 149V148H59ZM252 149H253V147H252ZM256 149V148H255ZM10 150V149H9ZM8 150V151H9ZM34 150H36L37 151V148H35ZM42 150H43V148H42ZM260 150V149H259ZM263 150V149H262ZM1 151H3V150H1ZM1 151H0V153H1ZM20 151V152H21ZM57 151V150H56ZM60 151V150H59ZM4 152V151H3ZM11 152V151H10ZM20 152H17V154H19ZM4 153H6V152H4ZM4 153H2V154H4ZM13 153H15V152H13ZM22 153V152H21ZM29 154H27V155H31L30 153H33V151H29L28 152ZM60 153H61V151H60ZM63 154H64V152H62ZM59 154V153H58ZM20 155H23V154H20ZM215 156V155H214ZM204 157V156H203ZM221 157V156H220ZM261 157V156H260ZM205 158V157H204ZM214 158H218V157H214ZM224 159V158H223ZM197 160V159H196ZM229 160V159H228ZM220 161H221V163H220ZM204 164V163H203ZM205 165V164H204ZM206 166H208V165H206ZM206 166H204V167H206ZM188 170H190V169H188ZM187 170V171H188ZM186 171V173H191V172H187ZM201 171H204V170H201ZM201 171H200V173H201ZM205 172V171H204ZM204 172H203V174H204ZM192 173H194V172H192ZM191 173V174H192ZM205 173V174H206ZM196 174V173H195ZM202 174V173H201ZM200 175V174H199ZM235 175V177L236 178H238L237 176ZM191 175H189V177H190ZM193 176V175H192ZM216 176H224L225 178H224V180H222V182H221V180H217L218 178L216 177ZM186 177V176H185ZM198 177V176H197ZM247 177V176H246ZM244 179V178H243ZM192 180V179H191ZM235 181V180H234ZM234 181H233V184H234ZM239 181H241L240 179H239ZM244 182V181H243ZM245 182H246V180H245ZM244 182V183H245ZM249 182H251V181H249ZM236 183V182H235ZM238 183V182H237ZM236 183V184H237ZM198 184V185H197ZM231 184V183H230ZM241 184V183H240ZM248 184V183H247ZM250 184V183H249ZM187 185V184H186ZM245 185V184H244ZM251 185V184H250ZM253 185V184H252ZM257 185H259V184H257ZM257 185H255V186H257ZM230 187V186H229ZM187 188V187H186ZM234 188V187H233ZM231 189V188H230ZM234 189H236V188H234ZM260 189H262V186H261V188ZM238 190V189H237ZM250 190V189H249ZM257 190H258V188H257ZM257 190H253V187H252V191H250V194L252 193V192H256ZM186 192V191H185ZM234 192V191H233ZM232 192V193H233ZM258 192H260L259 190L257 191V193ZM262 192H264V190L262 191ZM3 194H0V241H2V242H4V243H8L9 241L12 243L11 244V248L8 250V251H6V252H2L1 254H0V264H202L203 262L201 261V258L199 257V256H197V253L199 252V253H201V254H203V256L205 255V257L207 258V259H209L208 261H210L212 264H233V258L235 257H233L232 258V255H231V253H230V251L228 252V253H226V252H223V249H222V251H221V254H220V251H218L217 252V248L216 249H212V248H210V247H208V246H202V243L200 242V244H198L197 246H196V243H197V241H196V243L195 244H193L192 243V245H194V247L196 248V249H194V251H193V254L191 253L192 252V250H189L190 248H188V250H189V255H185L186 257H184L183 258V256L181 255V253H180V255H181V257L180 256H178L176 253H174V252H172V251H174V250H172V251H166V252H163V251H161V249H159V248H161V247H157L156 246V248H154V245H153V247L152 248H147V249H143L144 247H145V245L147 246V243L149 242H147V240H146V242H145V240H143L144 238H142V237H133V238H131L130 240L128 239V238H126L125 240L123 239V243L124 242H128V244H129V248H128V246H126V249H123V250H121L119 253H118V255L117 256H115L114 257V255H110V256H113V258L111 257H109V258H105V259H101V260H99V258L96 260V258L93 256V254L91 253V251H90V249H88V248H86V247H82V246H80L79 245V243L77 242V240H72V241H70V242H66L65 241V236H66V231H68L67 229H65L64 230V228H60V227H57V226H55L56 225V221L54 222L53 220V222L55 223V225H52V226H55L54 228H53V230H51L49 227H48V224H49V217L50 216H52V214H54V212L52 213L51 211V213L52 214H49L50 216L49 217H47V218H45V220L47 219V221L48 222H46L45 220H44V218H42L41 216V214H43L44 213V211H42V209L41 208H39L40 206H38V204H35L34 203V201L33 200H30V199H28V198H25L24 196H22V197H15V195L13 196L12 195V193H11V195L13 196H9L10 194H7V195H4V194H6V193H4V192H2ZM190 193V192H189ZM210 193H212V194H210ZM237 194V193H236ZM253 194V193H252ZM251 194V195H252ZM256 194V193H255ZM254 194V195H255ZM259 194H261V192L260 193H258V194H256V196L257 195H259ZM182 195V194H181ZM183 195H184V193H183ZM186 195V194H185ZM233 194H231V196H232ZM238 195V194H237ZM248 195V194H247ZM21 196V195H20ZM243 196V195H242ZM250 196V195H249ZM253 196V195H252ZM259 196H261V195H259ZM259 196H257L258 197V199L260 198ZM235 197V196H234ZM262 198H263V196H261ZM238 198H240V196L238 197ZM238 198L236 199V201L238 200ZM262 198L260 199V200H262ZM190 199H191V197H190ZM192 199H194V197L192 198ZM244 199V198H243ZM247 199V198H246ZM257 199V200H258ZM258 201V203H260L261 201ZM243 201V200H242ZM249 201V200H248ZM36 202V201H35ZM182 203H185L186 204V202H184V201H181ZM181 202H178L179 203V205H181L182 203ZM239 202H241V200H239ZM264 201H262L261 203H263ZM36 203H39V202H36ZM144 203V202H143ZM168 204H169V201L167 202ZM166 203V204H167ZM174 203V202H173ZM173 203H172V205H173ZM190 203V202H189ZM257 203V202H256ZM256 203H254V204H256ZM257 203V204H258ZM174 204H176V203H174ZM190 204H192V203H190ZM195 204V203H194ZM48 206V205H47ZM175 206V205H174ZM186 206V205H185ZM256 206V205H255ZM44 207V206H43ZM168 207V206H167ZM166 207V208H167ZM182 207V206H181ZM54 208V207H53ZM164 208H165V206H164ZM178 207H176V209H177ZM183 208V207H182ZM187 208H191L190 206H187ZM255 208V207H254ZM192 209V208H191ZM50 210V209H49ZM161 210H162V208H161ZM175 210V209H174ZM177 210H179V209H177ZM259 210H263V208L261 207V209H259ZM43 212V213H41V212ZM163 211V210H162ZM165 211H166V209H165ZM165 211H163V212H165ZM168 211V210H167ZM176 211V210H175ZM250 211V210H249ZM255 211H256V209H255ZM264 211V210H263ZM147 212V211H146ZM177 212V211H176ZM175 212V213H176ZM253 212V211H252ZM172 213H174V211L172 212ZM247 213V214H246ZM256 213L258 214V212L256 211ZM45 214V213H44ZM162 215H164V214H162ZM180 215V214H179ZM245 215V216H244ZM247 215V216H246ZM252 215H254L255 216V214L254 213H252ZM261 215V214H260ZM158 216V215H157ZM182 216H184L185 217V219L187 218V216H185L183 213H182ZM171 217V216H170ZM190 217V216H189ZM189 217L187 218V220H189ZM199 217V216H198ZM249 218L247 219V221H249L252 217L249 215L248 216ZM261 217V216H260ZM192 218V217H191ZM171 219V218H170ZM245 219V220H246ZM61 220V219H60ZM60 220L58 221V222H60ZM62 220H65V219H63V217H62ZM74 220H76V219H74ZM182 220V219H181ZM193 220V219H192ZM191 220V221H192ZM197 220H199V219H197ZM206 222H207V220H206V218L204 219ZM209 221V220H208ZM251 221H252V219H251ZM263 221V220H262ZM53 222H52V224H53ZM75 222H77V221H75ZM142 222V221H141ZM188 223H189V221H187ZM194 222H196V221H194ZM178 223V225L177 226H180L179 224H180V222H177ZM177 223H175L174 225H176ZM264 223V222H263ZM61 224V222L59 223V225ZM67 223H64V225H66ZM182 224H184V223H182ZM181 224V226L180 227H183V226H185V224L184 225H182ZM195 224H197V223H195ZM260 224V223H259ZM62 225H63V223H62ZM128 225H129V223H128ZM193 225V224H192ZM198 225V224H197ZM196 225V226H197ZM82 226H83V224H82ZM132 226V225H131ZM250 226H252V225H250ZM254 226H256V225H254ZM72 227V226H71ZM66 228H67V226H66ZM73 228V227H72ZM173 228V227H172ZM171 228V229H172ZM175 228V227H174ZM187 228H188V226H187ZM191 228V227H190ZM210 228H211V226H210ZM219 228V229H220ZM248 228H249V226H248ZM88 229H90V228H88ZM176 229V228H175ZM214 229H217V228H214ZM252 229H253V227H252ZM221 230V229H220ZM250 230V229H249ZM79 230H77V232H78ZM86 231V230H85ZM170 231V230H169ZM172 231H174L173 229H172ZM171 231V232H172ZM72 232V231H71ZM80 232V231H79ZM87 232V231H86ZM85 232V233H86ZM129 232H131V231H129ZM225 232V233H226ZM253 232H254V230H253ZM66 233V234H65ZM173 233V232H172ZM171 233V234H172ZM221 234H222V231L220 232ZM248 233V234H247ZM255 233V232H254ZM73 234H75L74 232L72 233V235ZM150 234V236H152V234H154L153 232H152V234H151V232L149 233ZM156 234H158V233H156ZM175 234V233H174ZM173 234V235H174ZM205 234V233H204ZM207 234V233H206ZM82 235H84V233H82ZM209 235V234H208ZM125 236H127V235H125ZM159 236V235H158ZM207 236V235H206ZM228 236V235H227ZM124 237V236H123ZM156 237V236H155ZM154 237V235H153V238H155ZM174 237H176V236H174ZM225 237H226V235H225ZM228 237V238H229ZM125 238V237H124ZM129 240V241H128ZM170 240V239H169ZM187 240H189V239H187ZM227 240V239H226ZM121 241V240H120ZM195 241V240H194ZM2 242H0V243H2ZM145 243V245H144V243ZM189 242H191V241H189ZM160 243V242H159ZM165 243H167V242H165ZM233 245H234V243L233 242H231ZM8 244H10V243H8ZM149 244H150V242H149ZM7 245V244H6ZM116 246H117V244H115ZM144 245V247H142ZM151 245V244H150ZM160 245V244H159ZM174 245V244H173ZM229 245V244H228ZM238 245V244H237ZM165 246V245H164ZM183 248H184V245L182 244L181 245ZM180 246V247H181ZM235 246V245H234ZM117 247H119V245L117 246ZM121 247V246H120ZM147 247H151V246H147ZM180 248V249H183V248ZM186 247H188L187 245H186ZM191 247V246H190ZM228 247H230V248H228ZM228 247H226V248H228V250L230 249L231 250V252H232V254H235V252L234 251H236L237 249H235L234 251H233V249H231V247L232 246H228ZM128 248V249H127ZM2 249V248H1ZM100 249V248H99ZM122 249V248H121ZM153 249L155 250H157V252H154L153 251ZM172 249H174V248H172ZM186 249V248H185ZM191 249H192V247H191ZM162 250H165V248L164 249H162ZM99 251V250H98ZM109 251V250H108ZM247 251V250H246ZM115 252H117V251H115ZM217 252V253H216ZM241 253V252H240ZM244 253V252H243ZM252 253V252H251ZM97 254V253H96ZM240 257L242 256V255H240L239 253H237ZM246 256H248L246 253H244ZM254 254V253H253ZM257 254V255H258ZM255 255V254H254ZM104 256V255H103ZM202 256V257H203ZM105 257V256H104ZM243 257V256H242ZM248 257H250L251 259H249V261H251V260H253L254 258L252 257V256H248ZM248 257H245V259L247 258L248 259ZM263 257V256H262ZM261 257V258H262ZM95 258V259H94ZM206 258H204V259H206ZM244 258V257H243ZM253 258V259H252ZM262 260H263V258H262ZM237 261H238V259H237ZM257 261V260H256ZM259 261V260H258ZM209 262V263H210ZM258 263H260V261L258 262ZM204 264V263H203ZM256 264V263H255ZM260 264H262V261H261V263Z\"/></svg>", "mask_w": 264, "mask_h": 264}]
</instances>
